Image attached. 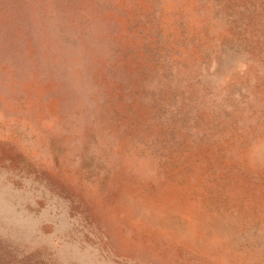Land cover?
Masks as SVG:
<instances>
[{
    "label": "rangeland",
    "instance_id": "obj_1",
    "mask_svg": "<svg viewBox=\"0 0 264 264\" xmlns=\"http://www.w3.org/2000/svg\"><path fill=\"white\" fill-rule=\"evenodd\" d=\"M0 264H264V0H0Z\"/></svg>",
    "mask_w": 264,
    "mask_h": 264
}]
</instances>
